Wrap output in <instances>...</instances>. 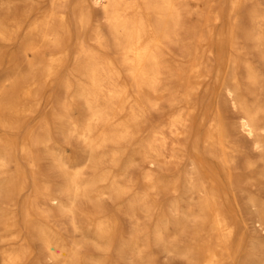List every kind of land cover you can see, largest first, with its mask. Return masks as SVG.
I'll return each mask as SVG.
<instances>
[{
	"label": "bare ground",
	"instance_id": "6f19581e",
	"mask_svg": "<svg viewBox=\"0 0 264 264\" xmlns=\"http://www.w3.org/2000/svg\"><path fill=\"white\" fill-rule=\"evenodd\" d=\"M191 3L206 6L199 33ZM224 4L237 16L224 21ZM257 4L0 0V66L11 65L0 76V264H264ZM57 82L71 99L39 118ZM75 136L86 156L70 165L64 139ZM79 200L93 212L80 217ZM67 215L69 226L52 223Z\"/></svg>",
	"mask_w": 264,
	"mask_h": 264
},
{
	"label": "rangeland",
	"instance_id": "374dc122",
	"mask_svg": "<svg viewBox=\"0 0 264 264\" xmlns=\"http://www.w3.org/2000/svg\"><path fill=\"white\" fill-rule=\"evenodd\" d=\"M253 1H250L246 4V6L242 9V11L238 14V16L244 20L247 21L250 17V12L252 11V9L254 8V4H252ZM257 7H259L260 9L264 10V0H258V4ZM189 8L191 9L192 13L188 16V22L187 24L192 27V31L199 33L203 30V23L201 20V16L198 15L197 10H205L206 6L202 5L201 7H198L196 4L191 3ZM222 11H223V20L227 21L229 18H232L237 16L234 14V12L231 10L229 4H224L222 5ZM223 22L221 21L219 24H213V28L215 30H219L222 26ZM196 26V27H194ZM190 40L189 39H185V43L183 42V44L179 45L176 47V52L178 54V58L181 59V56L183 54V50H184V44L186 45ZM8 57L7 59L4 61V63L2 64V66H0V76H4L6 73H8L11 69V65L8 62ZM67 69H63L61 71V76L66 74ZM71 95H72V89H66L62 84H59L58 82L53 84L52 86H49L43 93L42 96V105L40 110H36L34 111V114L42 117L43 115L49 114L51 115V112L56 110L59 102H68L71 99ZM80 105H81V109H77L74 110L72 112H74L75 115H78V112L80 113L81 111H85L84 109V104L83 102L80 100ZM162 116H161V111L160 110H152L151 114H150V124L152 125H157L161 122ZM146 133V132H145ZM57 136V135H56ZM63 139V138H62ZM64 145L65 148L68 149L66 152V156H67V164H75L77 162H80L81 160H83L86 156V153L83 151L82 149V143H80V140L75 136L72 137L71 140V144L67 143V139H64ZM147 162H143L142 166L147 168ZM177 169H181V170H186L187 169V160L183 161L179 166H175L174 164L172 165H168V167L166 168V171L170 174H172L175 170ZM157 171H160L159 168L156 169ZM92 169H86V174L89 175L91 173ZM132 173L131 171L129 172V174ZM50 175H51V185H55L57 183V178L55 176V174L50 171ZM151 197H155L153 194H151ZM160 201L164 202L163 197L161 196ZM158 206H160V202L158 200V198L156 199ZM162 202V203H163ZM102 204L104 205V207L108 210H114L117 211L118 206H119V201L116 199H111V198H106V199H102ZM76 210L79 213L80 217H85L87 214H89L90 212H93L94 210V202L89 201V200H79L77 201V206H76ZM124 222L128 223L129 220L124 217ZM53 224H57V225H62V226H69L70 225V218L69 216H59L56 218V220H52ZM179 261V260H176Z\"/></svg>",
	"mask_w": 264,
	"mask_h": 264
}]
</instances>
